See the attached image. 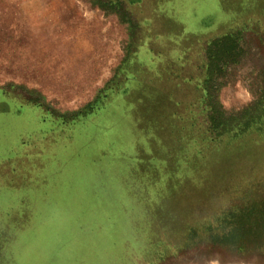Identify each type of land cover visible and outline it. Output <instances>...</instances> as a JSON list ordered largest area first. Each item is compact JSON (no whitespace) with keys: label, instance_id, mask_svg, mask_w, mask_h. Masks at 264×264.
Here are the masks:
<instances>
[{"label":"rangeland","instance_id":"374dc122","mask_svg":"<svg viewBox=\"0 0 264 264\" xmlns=\"http://www.w3.org/2000/svg\"><path fill=\"white\" fill-rule=\"evenodd\" d=\"M106 1L0 0V264H264V39L217 63L208 111L192 62L189 107L163 119L150 85L125 87L151 39Z\"/></svg>","mask_w":264,"mask_h":264},{"label":"trees","instance_id":"16d2710c","mask_svg":"<svg viewBox=\"0 0 264 264\" xmlns=\"http://www.w3.org/2000/svg\"><path fill=\"white\" fill-rule=\"evenodd\" d=\"M158 2H160V0L106 1V6L108 10L111 9L112 6L114 8H118V14L120 18L123 19V16H125L124 20H130V22L128 21L129 29L133 30L135 28L141 36L146 35L147 38H150L152 43L150 49L144 50V53L147 55L145 60L143 57L141 59L139 55L130 56V58L134 59V61L137 63L138 67H144V69L140 70L143 75L146 76L141 79L139 77V74L141 73L140 71L139 74L131 73V77V74L125 77L127 81H125V87L130 84L128 81L130 79H136L137 85H150L152 91L155 94L154 96H156L157 98L151 101L152 104L155 105L151 106V110H155L157 113L161 114L160 117H162L163 119L167 116V114L170 115L171 118H174L176 115H178V110L184 109V107H189V105H187L185 103V100L183 99L185 98L184 95H186L187 93L186 90L193 83L192 78H194L195 76L192 77L193 74L191 71V64L192 62H196L198 64V66L196 67L198 69V75L202 78V80L198 79L199 82L197 81L194 85L197 86L196 89L200 87V89L202 90L200 105L203 106L206 111H208L209 109L207 108V81H210V79L214 76L215 72L218 71L216 69L217 63H220L222 61L234 63L238 61V59L240 58V46L237 44V41L234 38H225L224 40H220L218 44H215L214 42L212 46H208L206 48H201L197 41H193L192 44L188 42L186 43L187 46H184L180 42L181 46H179V48L181 49H177L175 47L173 48V46H175L172 42L173 37H176L180 33L179 31L174 32L173 30L176 23H174L170 28H168V30H165L167 24L171 20V17L168 15L157 16V11H161L164 8L158 9L157 11L154 10L153 13H147L144 9V6L147 3L157 4ZM129 17L132 19V22ZM157 43L158 45L157 47H155V44ZM196 46H198V53L197 56L193 58L192 54L194 53V49ZM200 69H202V73ZM127 78L129 79L127 80ZM111 84L112 83L109 82L108 87L104 89V95L106 98H104L103 104L107 103V101L112 97L119 98L120 96V93H118L117 88H114ZM136 96H138L137 93L133 94V99L136 98ZM35 104L37 106L36 108L44 109L46 113H53L49 109L44 108V105L42 103L35 102ZM103 104L100 105V107H102ZM145 107L147 106L144 105V108ZM134 109H142V104L139 105V103H137V105L134 106ZM94 111L95 110L93 109L91 113L92 117L97 114V112ZM46 115L47 117H49V114ZM58 116L59 118L57 123H59V131L65 128L68 129L74 126L77 127L76 125L78 124L79 116L74 117L70 122L69 120L64 119V117L62 118V115ZM262 125H264V121L262 123L250 124V134ZM42 129L48 131L52 130L51 126H47V124L42 126ZM233 136L238 135L234 133ZM95 164L96 161L93 160L90 162L89 165L94 167ZM200 199L204 201H209L211 199V195L207 194L204 198ZM79 204L80 206H83L81 202Z\"/></svg>","mask_w":264,"mask_h":264},{"label":"crops","instance_id":"0c3cea01","mask_svg":"<svg viewBox=\"0 0 264 264\" xmlns=\"http://www.w3.org/2000/svg\"><path fill=\"white\" fill-rule=\"evenodd\" d=\"M261 13L259 15L263 18L264 12ZM160 15L171 17L165 30L176 23L174 32H183L201 48L212 46L214 42L218 44L225 38H234L244 49L243 57L237 61L241 63L247 54L244 40L250 37V32L264 39V30H258L257 25L251 23L250 0H172L168 8L158 11L157 16Z\"/></svg>","mask_w":264,"mask_h":264}]
</instances>
